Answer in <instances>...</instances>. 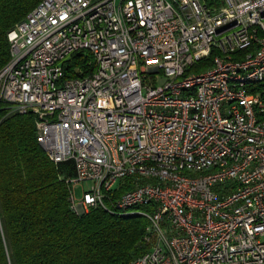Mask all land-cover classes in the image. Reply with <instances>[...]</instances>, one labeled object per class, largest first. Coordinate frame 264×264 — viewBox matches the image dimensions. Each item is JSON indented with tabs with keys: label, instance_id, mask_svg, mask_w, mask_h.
I'll list each match as a JSON object with an SVG mask.
<instances>
[{
	"label": "built area",
	"instance_id": "1",
	"mask_svg": "<svg viewBox=\"0 0 264 264\" xmlns=\"http://www.w3.org/2000/svg\"><path fill=\"white\" fill-rule=\"evenodd\" d=\"M8 37L0 104L73 212L148 219L130 264H264V0H42Z\"/></svg>",
	"mask_w": 264,
	"mask_h": 264
},
{
	"label": "trees",
	"instance_id": "2",
	"mask_svg": "<svg viewBox=\"0 0 264 264\" xmlns=\"http://www.w3.org/2000/svg\"><path fill=\"white\" fill-rule=\"evenodd\" d=\"M41 2L0 0V70L11 59L9 31ZM212 58L190 72L205 71ZM90 61L74 56L70 67ZM36 119L0 104V264H130L144 254L145 217L71 210L61 179L67 166L54 164L39 144Z\"/></svg>",
	"mask_w": 264,
	"mask_h": 264
},
{
	"label": "rangeland",
	"instance_id": "3",
	"mask_svg": "<svg viewBox=\"0 0 264 264\" xmlns=\"http://www.w3.org/2000/svg\"><path fill=\"white\" fill-rule=\"evenodd\" d=\"M159 77H160V79H163V75L162 74H159ZM91 186H92V184H91V182L89 181V182H85V183H83V184H79L76 188H75V192H76V197L78 198V199H81L82 197H83V193L85 192V191H90V189H91ZM141 210H145V208H139V211H141ZM134 211H136V210H134ZM147 219V218H146ZM148 220V219H147Z\"/></svg>",
	"mask_w": 264,
	"mask_h": 264
}]
</instances>
